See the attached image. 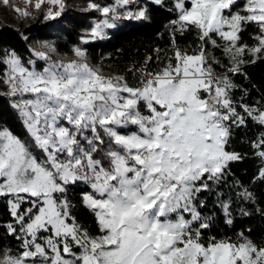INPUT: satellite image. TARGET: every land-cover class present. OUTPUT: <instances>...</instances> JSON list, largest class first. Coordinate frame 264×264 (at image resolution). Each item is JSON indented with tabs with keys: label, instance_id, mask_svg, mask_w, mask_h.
Returning <instances> with one entry per match:
<instances>
[{
	"label": "snow or ice",
	"instance_id": "obj_1",
	"mask_svg": "<svg viewBox=\"0 0 264 264\" xmlns=\"http://www.w3.org/2000/svg\"><path fill=\"white\" fill-rule=\"evenodd\" d=\"M23 2L36 11L45 3L58 5L56 11L48 8L45 19L65 8L64 0ZM136 2L90 3L104 19L83 42L105 38V29L119 19L147 20L146 7L128 8ZM152 3L162 6L164 0ZM237 5L238 0H173L171 55L161 59L156 49L157 70L147 67L151 56L143 67L130 69L139 73L134 85L122 75L101 73L80 47L67 62L33 49L47 61L42 71L8 53V71L0 77L8 87L3 95L31 145L0 126V198L12 218L0 227L19 241L15 254L0 252V264H264V246L243 232L236 240L205 236L212 218L203 214L205 201L199 198L225 183L229 165L244 159L229 150L235 129L247 127L249 119L264 128V105L234 99L239 85L232 79L246 77L244 66L264 60V0H245L241 11H233ZM13 10L24 18L33 15L27 8ZM248 25L258 29L254 45L242 41ZM192 32L196 47L182 48L177 37ZM213 49L228 58L227 66ZM213 65L224 67L223 74ZM250 143L264 162V131ZM257 178L264 181V167ZM78 183L91 189L81 201L95 217V235L72 214L67 192ZM237 195L254 199L247 189ZM219 204L231 224V198Z\"/></svg>",
	"mask_w": 264,
	"mask_h": 264
},
{
	"label": "trees",
	"instance_id": "obj_2",
	"mask_svg": "<svg viewBox=\"0 0 264 264\" xmlns=\"http://www.w3.org/2000/svg\"><path fill=\"white\" fill-rule=\"evenodd\" d=\"M102 6L111 0H64L65 8L60 16L55 19H45L49 7L53 11L59 6H51L47 3L36 11L31 5H26L23 0H9L8 10L12 13L8 18H0V77H3L8 66L6 57L8 53L15 52L25 66L41 71L46 66L45 60L33 55V49L38 50L39 43H47L55 48L59 54L71 56L74 48L80 47L87 52L88 62L94 66H102L105 75H122L130 84H136L138 72L130 69H139L144 66L145 58L153 57L147 65L149 70H157L161 65L157 58L156 49H161L160 58L164 55H171L169 21L176 18V11L173 8V0H164L162 6L155 5L152 0H137L136 4L129 5L131 10L136 11L140 7L148 10L147 20H125L116 21V27L106 29L105 38L93 39L84 43L82 37L86 36L91 29L93 22L101 20V13L88 7L90 2ZM244 5L243 0H238V5L233 11H241ZM14 7L27 8L33 15L27 18L21 17L13 10ZM258 29L254 25H248L242 32V41L254 45L256 41L253 36ZM182 48H195V33H186L177 37ZM221 65H228V58L219 49H213ZM250 59V57H247ZM34 60L33 65L28 64ZM218 74H223L224 67L213 65ZM244 75H235L233 81L239 88L233 92V97L252 106L256 102L264 105V60H257L255 64H248L243 68ZM3 82L0 79V85ZM247 90V95H244ZM240 109H238L239 111ZM146 114V110H145ZM0 126L7 127L15 135L19 136L30 144V137L22 123V119L11 107V100L3 92H0ZM264 128L255 124L251 119L247 127L235 129L234 138L231 141L229 150L241 153L244 156L242 161L232 162L229 165L230 174L222 185H212V190L200 193V199L205 201V208L202 210L205 216L212 218L210 229L205 236H216L217 239L230 238L236 240L243 232L246 237L255 244L264 246V181L257 178L264 162L254 155V149L250 141L256 139ZM89 135L90 133H86ZM87 146V145H86ZM85 146V147H86ZM247 189L253 194V200H242L237 193ZM84 191H91L88 185L78 183L70 186L67 197L74 205L72 214L79 224L95 235L98 232L95 217L81 201V194ZM217 193H223L218 196ZM232 200V223L226 222L225 215L220 208L219 200ZM244 209L249 215L241 213ZM8 207L5 200L0 198V224L10 219ZM19 241L7 235L6 230L0 227V252L11 249L15 254L18 251Z\"/></svg>",
	"mask_w": 264,
	"mask_h": 264
},
{
	"label": "rangeland",
	"instance_id": "obj_3",
	"mask_svg": "<svg viewBox=\"0 0 264 264\" xmlns=\"http://www.w3.org/2000/svg\"><path fill=\"white\" fill-rule=\"evenodd\" d=\"M111 1L112 2L106 3V5H104V6L111 5V4H115V0H111ZM243 1L245 3V0H243ZM90 3H94V2L91 1ZM90 3H89V5H90ZM89 5H88V7H89ZM128 8H130V7L128 6ZM126 10H127V8L118 7V11H120V12H124ZM133 11H134V9H133ZM96 12H99V11L96 10ZM11 14L12 13L8 10L7 4H5L3 2V0H0V18H8V17H10ZM102 19H104V17L101 15V20ZM96 22L97 21L93 22L92 26ZM88 32H89V30H88ZM105 32H107L106 29H105ZM51 48H52V46L50 44H47V43H39V45H38V51H44V52L48 53L52 57L53 60L67 62L69 60L76 59V57L74 56V54L71 55V56L64 55V54H59L56 51H51ZM5 59L7 60V57ZM46 64H47V62H46ZM93 67L99 69V71L101 73H103L102 72L103 71V67L102 66L94 65ZM36 71H38V70H36ZM0 92H3V93H7L8 92V87L3 82L0 85ZM30 145H31V139H30ZM85 146H86V144H85ZM33 154L36 155L38 158L41 156V153H40L39 149L34 148V146H33ZM11 219L12 218H10L8 221H10Z\"/></svg>",
	"mask_w": 264,
	"mask_h": 264
}]
</instances>
